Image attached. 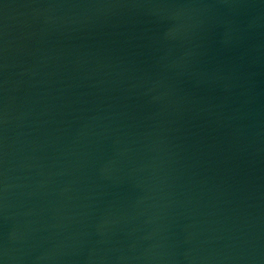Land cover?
Returning <instances> with one entry per match:
<instances>
[{"label":"water","instance_id":"water-1","mask_svg":"<svg viewBox=\"0 0 264 264\" xmlns=\"http://www.w3.org/2000/svg\"><path fill=\"white\" fill-rule=\"evenodd\" d=\"M0 264H264V71L146 0H0Z\"/></svg>","mask_w":264,"mask_h":264}]
</instances>
